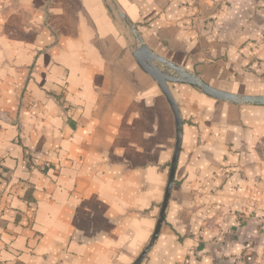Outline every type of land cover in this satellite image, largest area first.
Wrapping results in <instances>:
<instances>
[{"label": "crops", "instance_id": "crops-1", "mask_svg": "<svg viewBox=\"0 0 264 264\" xmlns=\"http://www.w3.org/2000/svg\"><path fill=\"white\" fill-rule=\"evenodd\" d=\"M132 26L209 85L264 96V0H0V264H132L148 246L176 121ZM168 86L181 150L140 264H264V104Z\"/></svg>", "mask_w": 264, "mask_h": 264}, {"label": "water", "instance_id": "water-1", "mask_svg": "<svg viewBox=\"0 0 264 264\" xmlns=\"http://www.w3.org/2000/svg\"><path fill=\"white\" fill-rule=\"evenodd\" d=\"M119 16L124 18L125 15L120 13ZM131 32L139 42V46L134 51V56L139 63L140 67L146 71L148 74L152 76V78L157 81L159 87L166 95L176 121V144L175 150L173 154V158L171 161V169L169 174V180L165 191L164 200L162 203L161 211L158 217V221L156 224V229L152 235V238L148 244V246L143 250L141 255L136 259V261L132 264H140L144 258L146 257L148 251L153 246L155 240L157 239L161 226L164 222L166 209L168 206L175 174L177 168V162L181 150L182 143V118L180 114V110L178 104L176 103L168 83L170 82H184L189 83L199 89H201L204 93L217 98L219 100L230 101L236 104L242 103H252V104H264V96H252V95H239L230 93L224 90L217 89L208 83H206L202 78H200L196 73H192L187 69L169 61L168 59L154 53L150 47L144 43V40L141 38L138 30L135 26H132Z\"/></svg>", "mask_w": 264, "mask_h": 264}, {"label": "built area", "instance_id": "built-area-1", "mask_svg": "<svg viewBox=\"0 0 264 264\" xmlns=\"http://www.w3.org/2000/svg\"><path fill=\"white\" fill-rule=\"evenodd\" d=\"M253 259V255H249L248 257H247V260L248 261H251Z\"/></svg>", "mask_w": 264, "mask_h": 264}, {"label": "rangeland", "instance_id": "rangeland-1", "mask_svg": "<svg viewBox=\"0 0 264 264\" xmlns=\"http://www.w3.org/2000/svg\"><path fill=\"white\" fill-rule=\"evenodd\" d=\"M217 2H220V3H223L225 2L226 0H216Z\"/></svg>", "mask_w": 264, "mask_h": 264}]
</instances>
